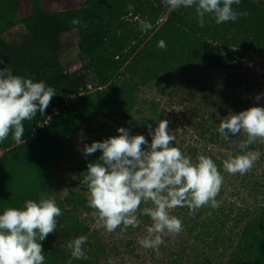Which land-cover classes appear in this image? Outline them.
<instances>
[{
  "label": "trees",
  "instance_id": "1",
  "mask_svg": "<svg viewBox=\"0 0 264 264\" xmlns=\"http://www.w3.org/2000/svg\"><path fill=\"white\" fill-rule=\"evenodd\" d=\"M147 2L0 0V68L44 81L57 94L44 114L23 122L22 142L0 154V211L47 196L62 210L57 218L95 215L80 181L100 152L85 156L83 145L118 135V127L150 141L147 126L154 128L164 119L163 96L173 92L176 78L225 64L223 48L251 45L264 58V0H240L233 10L246 14L222 24L208 15L204 27L198 25L194 7L170 10L160 26L145 33L144 41L135 34L138 41L130 45L132 37L118 38L115 31L124 18L142 14ZM161 40L163 49L157 46ZM74 44L99 89L88 90L86 76L64 64L61 55ZM123 71L129 77L114 79ZM143 87L152 97L138 96ZM238 145L232 146L233 153H242ZM208 157L222 172L220 161ZM226 264H264V201L251 212Z\"/></svg>",
  "mask_w": 264,
  "mask_h": 264
},
{
  "label": "clouds",
  "instance_id": "2",
  "mask_svg": "<svg viewBox=\"0 0 264 264\" xmlns=\"http://www.w3.org/2000/svg\"><path fill=\"white\" fill-rule=\"evenodd\" d=\"M169 10L195 8L197 23L204 27L210 15L216 24L235 22L238 15L233 5L240 0H164ZM73 23H79L74 20ZM147 30L151 24L143 23ZM158 47L165 48L163 40ZM3 63V61H0ZM56 89L44 81L13 74L11 67L0 68V142L11 133L19 144L25 135L24 121L32 120L37 113L44 114ZM260 100L258 94L255 97ZM168 120L159 119L153 128L148 125L144 135H130L125 127L116 129L118 135L83 145L81 151L89 156L97 151L100 156L87 164L80 183L87 189L88 207L95 210L99 226L108 233L117 228L140 226V215L150 217L148 235L138 244L159 252L163 237L179 234L183 223L171 215L176 207H187L195 212L203 206L218 208L216 199L224 177L211 157L199 155L194 162L173 145L176 137L170 134ZM217 132L224 140L239 136L241 155L224 160L223 169L230 174H245L259 158L254 151H246L257 138L264 139V107L252 106L221 118ZM24 142V141H23ZM64 197L69 193L64 191ZM151 202V206L141 208ZM61 208L52 197L41 196L38 201L26 200L22 207H8L0 211V264H44L42 243L56 231ZM123 226V227H121ZM87 236L74 238L68 248L75 259H86L83 246ZM108 264H113L109 258Z\"/></svg>",
  "mask_w": 264,
  "mask_h": 264
},
{
  "label": "rangeland",
  "instance_id": "3",
  "mask_svg": "<svg viewBox=\"0 0 264 264\" xmlns=\"http://www.w3.org/2000/svg\"><path fill=\"white\" fill-rule=\"evenodd\" d=\"M169 11L164 0H148L142 14L123 19L116 36L133 39L139 34V39L144 41L145 33L160 26ZM143 23L151 24V28L144 30ZM137 41L133 39L128 44ZM223 53L228 60L225 64L215 69L185 72L176 78L173 92L163 96L164 119L169 122L170 134L176 137L173 145L194 162L199 155H211L222 166L224 160L244 154L233 153L232 146L246 137L241 133L224 140L217 132L221 118L252 106L264 107V58L251 45L223 48ZM61 57L68 70L86 76L88 90L99 89L92 85L91 75L84 68L87 59L79 53L76 44L64 50ZM126 73L120 72L114 79L129 77ZM149 91L143 87L138 96L152 97ZM258 94L260 100L255 99ZM15 144L10 133L0 142V154ZM252 145L248 151L257 152L259 158L247 173L230 174L224 169L221 172L224 180L216 197L220 202L218 208L206 205L191 213L187 207L170 210L171 215L181 219L183 230L164 236L158 253L137 242L148 235L147 227L152 221L146 215L139 216L138 228L129 227L126 231L117 228L108 233L99 226L96 215L85 217L75 213L73 220L57 218L56 231L41 242L44 264H108L109 258L113 264H226L251 212L264 201V139L257 138ZM74 179L72 186L77 184V177ZM55 185L61 184L55 182ZM148 206L151 202L142 204L141 208ZM194 223H197L195 229ZM82 235L88 238L83 246L86 259H75L68 244Z\"/></svg>",
  "mask_w": 264,
  "mask_h": 264
}]
</instances>
